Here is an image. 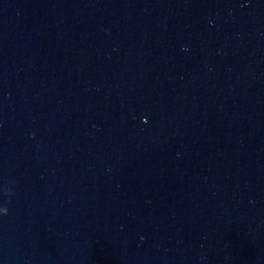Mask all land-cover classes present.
Here are the masks:
<instances>
[{
  "label": "water",
  "instance_id": "1",
  "mask_svg": "<svg viewBox=\"0 0 264 264\" xmlns=\"http://www.w3.org/2000/svg\"><path fill=\"white\" fill-rule=\"evenodd\" d=\"M0 264H264V0H0Z\"/></svg>",
  "mask_w": 264,
  "mask_h": 264
},
{
  "label": "clouds",
  "instance_id": "2",
  "mask_svg": "<svg viewBox=\"0 0 264 264\" xmlns=\"http://www.w3.org/2000/svg\"><path fill=\"white\" fill-rule=\"evenodd\" d=\"M8 191H11V189H7Z\"/></svg>",
  "mask_w": 264,
  "mask_h": 264
}]
</instances>
